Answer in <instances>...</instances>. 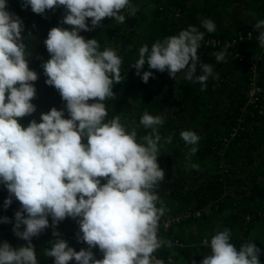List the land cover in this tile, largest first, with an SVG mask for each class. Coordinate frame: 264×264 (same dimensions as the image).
<instances>
[{
	"label": "clouds",
	"instance_id": "1",
	"mask_svg": "<svg viewBox=\"0 0 264 264\" xmlns=\"http://www.w3.org/2000/svg\"><path fill=\"white\" fill-rule=\"evenodd\" d=\"M22 6L37 14L63 6V23L73 26L49 30L44 44L50 57L42 64L45 82L66 102L68 118L64 109L52 107L40 114L39 122L20 123L19 118L36 111L32 100L38 73L28 65L22 19L8 10V0H0V184L9 193L5 209L13 197L20 202L13 231L27 242L19 247L0 242V264H38L32 238L48 227L53 228L54 239L45 254L54 258V264L72 260L76 264H165L154 255L162 246L158 228L166 230L184 217L159 222L165 209L158 207L162 202L155 188L165 178L157 159L158 128L164 120L145 111L140 124L151 131L138 138L137 131H129L119 116L107 119L105 101L115 96L113 86L121 81L122 58L112 48L101 49L97 39L79 34L91 31L105 17L123 23L124 11L134 15L135 7L131 0H23ZM202 27L208 33L215 31L210 19H204ZM255 28L264 47V19ZM203 39L204 32L190 25L157 40L151 48L143 45L132 67L145 83L154 75L151 70L141 71L147 62L149 69L167 71L174 79L184 71L185 79L204 86L213 70L199 62ZM214 57L217 63L224 61L223 52ZM253 89L249 102L255 101ZM180 136L191 148L189 156H194L199 138L188 130ZM67 217L77 220V239L87 248L75 250L56 230ZM0 222L10 220L5 216ZM204 244L209 253L200 264H261V249L253 241L237 248L227 228L217 230ZM97 246L101 259L92 251Z\"/></svg>",
	"mask_w": 264,
	"mask_h": 264
},
{
	"label": "trees",
	"instance_id": "2",
	"mask_svg": "<svg viewBox=\"0 0 264 264\" xmlns=\"http://www.w3.org/2000/svg\"><path fill=\"white\" fill-rule=\"evenodd\" d=\"M22 3L23 0H8V10L23 21L28 65L38 73V79L33 82L36 96L32 103L36 111L19 118L20 123L27 126L32 119L39 122L40 114L52 107L64 109L68 118L66 102L54 86L45 82L42 64L50 57L44 44L49 30L73 26L63 23V6L37 14ZM131 3L136 12L129 15L125 10L123 23L105 17L91 31L81 30L79 34L85 39H97L101 49L112 48L122 58L121 81L113 86L115 96L105 101L107 119L119 116L129 131H137L138 138L151 131L140 124L145 111L164 120L158 128L161 141L157 159L165 170V178L155 188L162 202L158 207L165 209L159 222L166 217L180 218L183 212L189 217L171 223L166 230L158 228V237L172 243L161 246L154 255L165 264L168 260L173 264H200L209 253L205 239L210 240L217 230L227 228L237 248L253 241L261 249L259 259L264 264V47L259 44V31L255 28L264 19V0ZM204 19L214 23L213 33L202 27ZM87 23L92 27L91 18ZM190 25L204 32L198 49L199 62L213 70L206 85L185 79L184 71L174 79L167 71L149 69L147 62L141 71L151 70L154 75L143 82L132 67L139 58V49L143 45L151 48L157 40L176 35ZM211 39L217 42L212 43ZM220 52L224 53V61L217 63L214 53ZM197 74H201L199 67ZM201 87L205 90L201 91ZM252 88L255 101L249 102ZM183 130L199 138L194 156H189L191 148L183 140L182 146L175 144ZM8 195L6 186L0 184V217L10 220L0 222V242L19 247L27 243L13 231L14 214L21 205L13 197L5 209ZM196 212L199 215H194ZM56 230L75 250L88 247L77 239L76 219L65 218ZM52 233L53 228L48 227L32 238L38 264H54V258L45 254L54 239ZM92 251L96 259L103 257L98 246Z\"/></svg>",
	"mask_w": 264,
	"mask_h": 264
},
{
	"label": "built area",
	"instance_id": "3",
	"mask_svg": "<svg viewBox=\"0 0 264 264\" xmlns=\"http://www.w3.org/2000/svg\"><path fill=\"white\" fill-rule=\"evenodd\" d=\"M212 40V43H216L217 41L216 40H213V39H211ZM210 41V40H209ZM253 91H254V89H253ZM195 215H199V213L197 212ZM182 216L184 217V218H186V217H189V214L188 213H185V212H183L182 213ZM179 218H175V220H178ZM164 225L165 226H167V223L166 222H164ZM161 241H162V246H169L172 242H171V240L170 239H164V238H159ZM176 243V242H175Z\"/></svg>",
	"mask_w": 264,
	"mask_h": 264
},
{
	"label": "rangeland",
	"instance_id": "4",
	"mask_svg": "<svg viewBox=\"0 0 264 264\" xmlns=\"http://www.w3.org/2000/svg\"><path fill=\"white\" fill-rule=\"evenodd\" d=\"M175 144H176V145H181V146H182V144H183L182 138L180 137V138L178 139V142H176Z\"/></svg>",
	"mask_w": 264,
	"mask_h": 264
}]
</instances>
